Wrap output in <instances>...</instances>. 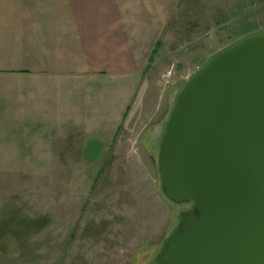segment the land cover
Wrapping results in <instances>:
<instances>
[{"label":"rangeland","instance_id":"rangeland-1","mask_svg":"<svg viewBox=\"0 0 264 264\" xmlns=\"http://www.w3.org/2000/svg\"><path fill=\"white\" fill-rule=\"evenodd\" d=\"M147 3L155 33L131 70L48 84L53 99L0 81V264H152L190 208L161 192L164 123L185 81L264 34V0Z\"/></svg>","mask_w":264,"mask_h":264},{"label":"water","instance_id":"water-1","mask_svg":"<svg viewBox=\"0 0 264 264\" xmlns=\"http://www.w3.org/2000/svg\"><path fill=\"white\" fill-rule=\"evenodd\" d=\"M157 170L162 195L191 206L152 264H264V34L185 81Z\"/></svg>","mask_w":264,"mask_h":264},{"label":"crops","instance_id":"crops-1","mask_svg":"<svg viewBox=\"0 0 264 264\" xmlns=\"http://www.w3.org/2000/svg\"><path fill=\"white\" fill-rule=\"evenodd\" d=\"M145 2L0 0V81L17 85L13 92L21 99L27 84L39 90L30 95L42 97L51 83L105 80L131 70L155 33L156 25L140 17L156 11Z\"/></svg>","mask_w":264,"mask_h":264},{"label":"trees","instance_id":"trees-1","mask_svg":"<svg viewBox=\"0 0 264 264\" xmlns=\"http://www.w3.org/2000/svg\"><path fill=\"white\" fill-rule=\"evenodd\" d=\"M159 48V42L155 43V46L150 54V57H149V60H148V65H150L153 61V58L157 55V50ZM35 226L38 227V228H41L43 225H44V219H42V221L38 222L36 221L35 222Z\"/></svg>","mask_w":264,"mask_h":264},{"label":"flooded vegetation","instance_id":"flooded-vegetation-1","mask_svg":"<svg viewBox=\"0 0 264 264\" xmlns=\"http://www.w3.org/2000/svg\"><path fill=\"white\" fill-rule=\"evenodd\" d=\"M191 206V205H190ZM190 210V208L188 209V211ZM187 212V211H186Z\"/></svg>","mask_w":264,"mask_h":264}]
</instances>
